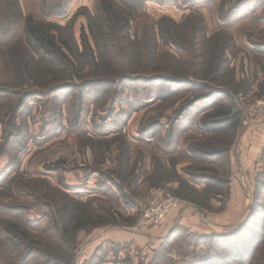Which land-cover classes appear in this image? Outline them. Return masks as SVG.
Wrapping results in <instances>:
<instances>
[{"label": "rangeland", "instance_id": "rangeland-1", "mask_svg": "<svg viewBox=\"0 0 264 264\" xmlns=\"http://www.w3.org/2000/svg\"><path fill=\"white\" fill-rule=\"evenodd\" d=\"M13 1L0 0L1 23L19 14L7 34L0 29V219L4 203L10 206L6 217L11 224L29 221L44 227L49 208L41 182L47 181L77 202L90 201L95 209L110 208L123 218L114 225L80 232L73 264H88L93 256L92 264H185L208 253L207 242L200 237L235 229L252 209L255 179L263 169L259 148L264 116L249 112L248 105L264 99V0H140L142 6L126 16L127 31L118 33L120 50L115 54L126 65L114 68L113 55L105 56L110 72L140 81H121L113 88L94 83L79 89H66L60 83L37 87L42 75L35 71L33 77L22 75L25 83L17 84L6 52L23 38L26 13L39 12V20L62 27L71 24L81 50V28L87 33L86 16L93 15L97 0L95 4L83 0L84 6L63 0L68 15L64 19L50 11L60 0H15L18 9ZM125 1L130 6L138 2ZM157 24H161L158 31L177 46L164 45L159 37L154 50L150 41L138 46L143 31ZM212 37L228 45L223 65L217 64ZM137 50L141 59L135 56ZM173 60L178 64L170 65ZM217 73L223 74L224 84L233 78L236 86L231 87L238 89L234 107L240 126L231 142L221 131H228L227 124L200 126L206 114L223 113L231 103L218 94L204 99L208 90L202 83L209 90L230 88L227 83L210 82ZM150 78L154 79L150 82ZM211 135L221 138L222 144H208ZM208 152L220 156H203ZM213 171L217 180L225 181L216 190L217 199L205 203L195 197L183 203L175 193L179 181L199 192L215 188L202 180ZM34 182L38 186L32 189ZM160 192L179 198L178 210L183 207L179 212H190L184 223L192 218L194 224L168 230L161 224L133 236L143 237L128 238L147 199ZM259 198L263 208L264 195ZM102 229L115 235L100 239ZM7 261L0 258V264Z\"/></svg>", "mask_w": 264, "mask_h": 264}, {"label": "trees", "instance_id": "trees-1", "mask_svg": "<svg viewBox=\"0 0 264 264\" xmlns=\"http://www.w3.org/2000/svg\"><path fill=\"white\" fill-rule=\"evenodd\" d=\"M137 1L135 6H130L125 0H97L93 15L87 14L86 16L87 33L83 27L81 28V50H79L71 24L62 27L55 23L36 19L31 14L27 15L24 18L23 38L14 42L6 52L11 61L17 84L23 85L25 82L20 77L27 74L32 75L33 71L42 75V83L35 85L42 88L57 83L68 86L66 89H79L82 85L88 86L94 83L113 88L121 81H140L138 77H136L138 79L133 80L134 77L125 76L119 71L110 72L107 57H105L106 54L113 55L114 68L123 64L126 65V61L121 59L119 54H115L116 51L120 50L118 33L127 31L126 16L142 6L140 0ZM16 2L14 0L12 4L16 5V9H18L19 5ZM63 4V0H60L50 10L53 17L62 18L66 15V6L64 7L66 3ZM18 11L20 13V9ZM18 16V13H13L10 18L6 17L3 23L0 21V29L3 35L9 32L15 21H18ZM46 17L47 15L44 14V18ZM169 22L172 21L168 20ZM172 25L174 26V23ZM153 26L147 27L143 31L142 40L139 41L138 46L150 41L154 50L158 37L164 45L171 43L177 46L174 39H171L166 33L158 31L161 24L160 26L159 24ZM124 36L121 37L122 40H125L126 37ZM90 39L93 44H91ZM210 40L215 43L218 50V66L223 65L227 60V43L213 37ZM135 56L141 59L142 54H138L137 50ZM132 62L134 59L130 61V64ZM176 63L173 60L170 65ZM83 68H88V70L84 72ZM193 75L194 78H197V74ZM213 76L210 80L211 83L222 82L223 86L227 83L230 88L209 90L207 85H204L206 83H202L201 87L208 90L204 99L218 94L226 96L231 103L223 113L217 111L206 114L202 118L200 126L204 129L213 125L223 128L227 124L228 131L225 132L223 129L221 131L222 135L224 134L231 142L240 126L239 111H236L234 107L238 105V89L231 87L232 84L236 86L234 80L232 81L233 78L230 79L231 83L226 81L224 84L223 74L217 73ZM116 79L118 80L116 81ZM153 79L150 78L148 81L151 82ZM243 86L242 84L241 90L245 94L247 89ZM56 91L58 90L55 89L50 93ZM220 117L225 119L215 122ZM209 133L212 132L209 131ZM208 138V144L212 141L222 144L219 137L211 135ZM203 144L205 143H200L198 147L201 148ZM203 156L206 158L217 157L220 156V153L208 152ZM261 160L263 169L255 179L252 209L246 213L245 218L231 232L201 236V240L207 242L208 253L201 255V257H194L196 258L195 261L185 264H264V207L262 208L258 203L260 195H264V144L261 150ZM213 173L214 175L212 174L210 177L203 176L202 180L212 183L215 188L206 187L199 192L193 186L192 189V187L190 188L179 181L181 187L177 188L175 193L183 203L193 202L191 200L195 197L205 203H208L210 198L212 200L217 199L220 192L217 193L216 190L221 188V184L224 185L225 181L217 180L215 171ZM41 183L48 195L47 206L49 208L46 215L48 221L44 227L29 221H24L25 223L20 226L11 224L6 217L7 214H11L10 206L1 203V214L4 218L0 219V258L3 261L5 258L11 261L3 264H73L77 235L80 232L114 225L123 219L122 215L110 208L96 207L95 209L90 201L77 202L64 191L52 187L47 181ZM37 186L38 183L36 182L31 185L32 189ZM7 188L12 189L13 187L7 186ZM100 211L104 212L103 217L97 215V212ZM2 255L5 256L4 259ZM94 260L95 256L88 261V264H92Z\"/></svg>", "mask_w": 264, "mask_h": 264}, {"label": "built area", "instance_id": "built-area-1", "mask_svg": "<svg viewBox=\"0 0 264 264\" xmlns=\"http://www.w3.org/2000/svg\"><path fill=\"white\" fill-rule=\"evenodd\" d=\"M248 111L258 117H263L264 99H256L249 103ZM181 204L180 199L173 195L165 192L155 193L147 199L137 214L135 229L144 230L160 226L170 213L180 208Z\"/></svg>", "mask_w": 264, "mask_h": 264}, {"label": "crops", "instance_id": "crops-1", "mask_svg": "<svg viewBox=\"0 0 264 264\" xmlns=\"http://www.w3.org/2000/svg\"><path fill=\"white\" fill-rule=\"evenodd\" d=\"M94 1V4H95V2H96V0H93ZM80 2V3H79ZM87 3H88V0H87ZM86 3V4H87ZM82 4H85L84 3V1L83 0H75V5L74 6H84V5H82ZM93 4V3H92ZM73 6V7H74ZM87 6H89V5H87ZM72 7V8H73ZM24 10V9H23ZM67 11V10H66ZM27 15H29V13H26ZM33 15V14H32ZM36 19H40V12L39 13H37L36 14V16L35 15H33ZM68 15H67V13H66V15L64 16V17H62L63 19L64 18H66ZM241 24H243V23H241ZM235 26V25H234ZM239 26V25H238ZM231 29H233L232 27H230ZM264 140V139H263ZM261 141V149L259 148V151H261L262 150V146H263V143H264V141ZM252 150V149H251ZM258 152V151H257ZM257 152H255V153H257ZM258 154V153H257ZM237 185H238V181H237ZM181 207V206H180ZM183 208V207H182ZM181 208V209H182ZM180 209V210H181ZM180 210H178V211H176V212H173V213H170L166 218H165V220L163 221V228L164 229H166V230H168L169 228H171V227H173V226H176V225H178V226H182V227H185V225L186 224H189V225H192V224H194L193 223V219L192 218H189L187 221H186V223H184V218L186 219L187 217H188V214L190 213V212H185L184 213V211L182 212L183 213V216H182V213H180L179 211ZM104 230H105V228H104ZM103 229H102V231L98 234L99 235V238L101 239V238H103V237H106V238H111L112 236H114L115 235V233H111L110 234V231H104ZM137 231H139V230H137V229H134L131 233H127L128 235V238H133V236H134V234L137 232ZM139 233H141V232H139ZM141 234H143V233H141ZM159 234V233H158ZM96 234H94V236H95ZM98 235H96V236H98ZM136 237H143V236H135L133 239H135Z\"/></svg>", "mask_w": 264, "mask_h": 264}]
</instances>
